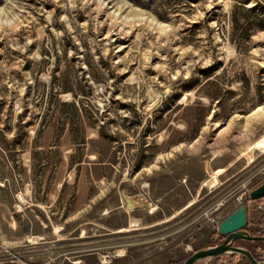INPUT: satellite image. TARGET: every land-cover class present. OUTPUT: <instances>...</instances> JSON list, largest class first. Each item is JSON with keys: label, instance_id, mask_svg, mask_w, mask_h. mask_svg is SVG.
Here are the masks:
<instances>
[{"label": "rangeland", "instance_id": "obj_1", "mask_svg": "<svg viewBox=\"0 0 264 264\" xmlns=\"http://www.w3.org/2000/svg\"><path fill=\"white\" fill-rule=\"evenodd\" d=\"M257 25L264 0H0V264H180L222 242L211 218L264 181ZM65 194L85 197L82 243L46 226Z\"/></svg>", "mask_w": 264, "mask_h": 264}, {"label": "crops", "instance_id": "obj_2", "mask_svg": "<svg viewBox=\"0 0 264 264\" xmlns=\"http://www.w3.org/2000/svg\"><path fill=\"white\" fill-rule=\"evenodd\" d=\"M78 192V191H77ZM66 197H61V202L64 201V203L60 206L59 209L54 207L50 210V213L52 214L51 218H50V214L48 215L47 211H46V216H45V220H46V226L49 229V226L51 228L50 231V235L51 233L54 235L52 241H57V240H61V236L64 232L67 233H77V238H78V243H82L81 241L83 237V232H86L87 227L85 226V197L81 196V195H77L75 198V200H71L68 198V194H65ZM189 201V200H188ZM185 202L184 205H182L181 207H178L177 210H181L184 209L185 207L188 206V204H190L189 202ZM133 202L137 203L136 200H133ZM66 203V204H65ZM71 203V206H70ZM134 203V204H135ZM264 203V198L263 200L259 199V201H255V202H248L246 204L247 210H246V227L245 229L250 233V234H255V233H259L262 232L264 233V212L259 208V204ZM52 205V202L51 204ZM64 206H67L68 208H66V212H65V216L67 218L62 217V221H58L56 219V216L54 215L55 213H52L53 211L55 212L56 210H59V212L62 213V211L65 209ZM46 209H48V205L45 206ZM69 207H71V209L69 210ZM237 208V207H236ZM236 208H233L232 210L229 211V213H231L233 210H235ZM150 213V211H148ZM229 213H227L226 215H229ZM63 215V214H61ZM263 215V216H262ZM72 216V222L69 219V217ZM51 223V225H50ZM251 228V229H250ZM48 235V234H47ZM49 235V236H50ZM236 244V243H234ZM261 247V246H260ZM260 247L258 246L257 248L260 249ZM263 248V247H261ZM247 249H249L251 252H253L255 250V247H249L247 246ZM254 255H257L255 252H253ZM239 254L234 253L233 255L231 254L229 257L225 256V255H220V256H216L214 257V263L213 264H249L248 261H245L244 258L239 259V256H236ZM238 257V258H237ZM222 258V259H221ZM207 263V262H205ZM197 264V263H196Z\"/></svg>", "mask_w": 264, "mask_h": 264}, {"label": "water", "instance_id": "obj_3", "mask_svg": "<svg viewBox=\"0 0 264 264\" xmlns=\"http://www.w3.org/2000/svg\"><path fill=\"white\" fill-rule=\"evenodd\" d=\"M248 200L255 202L264 198V182L258 184L257 187L248 191ZM131 207H134L132 201H128ZM136 204V203H135ZM246 204H240L229 215L222 218L217 225V232L223 236V241L213 246L200 247L190 253L180 264H195L201 259L214 258L225 253H236L242 255L249 264H264V260H257L254 253L247 248L234 245L235 241H248L253 243H264V235L250 234L246 229Z\"/></svg>", "mask_w": 264, "mask_h": 264}, {"label": "built area", "instance_id": "obj_4", "mask_svg": "<svg viewBox=\"0 0 264 264\" xmlns=\"http://www.w3.org/2000/svg\"><path fill=\"white\" fill-rule=\"evenodd\" d=\"M263 182H264V181H263ZM261 183H262V182H261ZM259 184H260V183H259ZM256 187H257V186H256ZM238 199H241V198L238 197ZM247 200H248V199H247ZM248 201H249V200H248ZM259 208H260L261 210H263V212H264V203L259 204ZM218 222H219V220L211 218V223L213 224V226L216 225V229H217Z\"/></svg>", "mask_w": 264, "mask_h": 264}, {"label": "bare ground", "instance_id": "obj_5", "mask_svg": "<svg viewBox=\"0 0 264 264\" xmlns=\"http://www.w3.org/2000/svg\"><path fill=\"white\" fill-rule=\"evenodd\" d=\"M17 199L19 200V201H23V199H22V197L20 196V195H18V197H17Z\"/></svg>", "mask_w": 264, "mask_h": 264}, {"label": "trees", "instance_id": "obj_6", "mask_svg": "<svg viewBox=\"0 0 264 264\" xmlns=\"http://www.w3.org/2000/svg\"><path fill=\"white\" fill-rule=\"evenodd\" d=\"M264 26H261V25H257V28H263ZM261 200V199H260Z\"/></svg>", "mask_w": 264, "mask_h": 264}]
</instances>
